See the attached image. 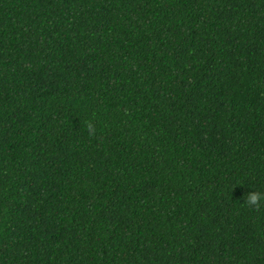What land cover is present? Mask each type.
<instances>
[{"label": "trees", "instance_id": "16d2710c", "mask_svg": "<svg viewBox=\"0 0 264 264\" xmlns=\"http://www.w3.org/2000/svg\"><path fill=\"white\" fill-rule=\"evenodd\" d=\"M264 0H0V264H264Z\"/></svg>", "mask_w": 264, "mask_h": 264}, {"label": "clouds", "instance_id": "9594fccd", "mask_svg": "<svg viewBox=\"0 0 264 264\" xmlns=\"http://www.w3.org/2000/svg\"><path fill=\"white\" fill-rule=\"evenodd\" d=\"M243 204L255 211H260L262 206H264V193L247 192L243 197Z\"/></svg>", "mask_w": 264, "mask_h": 264}]
</instances>
